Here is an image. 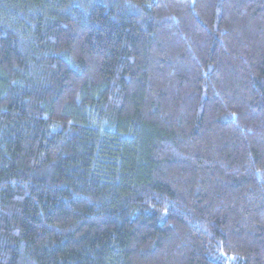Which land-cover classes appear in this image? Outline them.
<instances>
[{"label": "trees", "instance_id": "obj_1", "mask_svg": "<svg viewBox=\"0 0 264 264\" xmlns=\"http://www.w3.org/2000/svg\"><path fill=\"white\" fill-rule=\"evenodd\" d=\"M0 264H264V0H0Z\"/></svg>", "mask_w": 264, "mask_h": 264}]
</instances>
